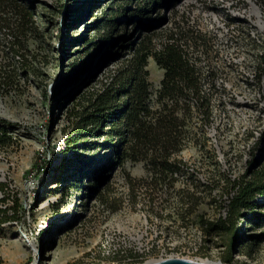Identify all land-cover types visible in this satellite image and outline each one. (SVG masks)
Wrapping results in <instances>:
<instances>
[{"label": "rangeland", "instance_id": "rangeland-1", "mask_svg": "<svg viewBox=\"0 0 264 264\" xmlns=\"http://www.w3.org/2000/svg\"><path fill=\"white\" fill-rule=\"evenodd\" d=\"M24 2L33 10L35 25L26 41L25 69L17 56H6L0 43V118L7 121L0 125L8 137L0 144V183L5 184L9 215L18 201L16 218L0 224V264H143L162 253L206 264H264V239L251 237L259 227L238 223L250 240L231 249V262L225 261L228 253L220 239L200 227L201 221L224 217L229 182L264 162V0H168L150 13L157 34L185 20L214 34L211 64L221 91L204 148L183 149L186 166L174 175L178 181L152 191L159 196L151 205L142 192L131 203L126 182V173L146 175L142 162L126 160L104 171L109 190L107 202L100 203L101 187L88 166L109 167L107 152L85 151L75 159L64 140L82 96L98 89L126 57L110 39L92 54L91 46L103 33L98 22L112 0ZM127 19L118 16L123 24L113 37L129 39L123 45L149 33L138 32L131 21L125 24ZM146 69L155 106L164 71L152 58ZM186 192L196 198L190 214L191 203L181 200ZM118 198L120 207L112 211ZM254 201L264 203V195Z\"/></svg>", "mask_w": 264, "mask_h": 264}, {"label": "trees", "instance_id": "trees-1", "mask_svg": "<svg viewBox=\"0 0 264 264\" xmlns=\"http://www.w3.org/2000/svg\"><path fill=\"white\" fill-rule=\"evenodd\" d=\"M162 2L168 0H112L98 22L97 29L103 33L101 41L91 46L92 54L102 45L108 46L107 42L111 40L112 44L116 43L115 50L121 51L120 56L126 57L100 81L98 89L82 96L78 104L80 109L75 108L72 112V130L64 140L66 149L73 150L75 159L85 151L102 149L107 152L109 167L96 168V165H91V159H82L91 165L88 167L96 175L94 183L101 187L97 190L100 203L107 202L105 193L109 190L108 183L103 181L104 171H111L117 164L129 160L142 162L146 171V175L139 178L125 174L130 201L134 203L137 193L142 192L147 194L150 204L154 197L159 196L152 195V191L172 187L178 181L174 175L183 172L186 166L181 158L183 149L191 146L204 148L208 131L214 124V99L220 98L218 95L221 93L214 82L218 70L211 64L210 45L214 34L210 36L187 20L174 23L163 34L155 33L150 13L154 8L160 9ZM120 15L128 17L125 24L131 21L135 30L142 32L147 29L149 33L141 34L134 44L123 45L129 40L127 38L119 40L117 36L113 39L123 24V20H117ZM33 17V10L24 0H0V43L7 49L6 56H17L24 69L27 63L24 58L26 41L29 32L35 29ZM149 58L164 71L155 106L150 102L151 88L146 69ZM221 89L225 90L224 86ZM219 102L222 103L221 100ZM0 122L7 123L1 118ZM6 134V128L0 125L2 145L8 140ZM99 138L104 142H97ZM229 185L225 192L229 197L224 217L217 221H201L200 224L210 238L220 239L228 253L226 262L232 261L231 249L235 245L240 243L244 246L250 240L246 235L242 236L241 226L238 227L240 221L244 228L253 224L261 229L257 236H251L255 241L264 239V212H255L263 210L264 203L254 201L257 195H264V162L248 175L233 179ZM4 186L1 182L3 195L0 204L4 206L0 208V224L16 218L18 210L16 199L12 207L15 212L8 214L10 208L5 206L7 195ZM181 192L184 193L183 190ZM184 197L181 196L182 202L187 199L191 203L186 210L190 214L196 198L190 192H186ZM116 202L117 205L110 207L112 211L118 210L121 199Z\"/></svg>", "mask_w": 264, "mask_h": 264}, {"label": "water", "instance_id": "water-1", "mask_svg": "<svg viewBox=\"0 0 264 264\" xmlns=\"http://www.w3.org/2000/svg\"><path fill=\"white\" fill-rule=\"evenodd\" d=\"M143 264H206V263H199L190 259H183L179 257H169L166 259L158 260L153 263H143Z\"/></svg>", "mask_w": 264, "mask_h": 264}, {"label": "built area", "instance_id": "built-area-1", "mask_svg": "<svg viewBox=\"0 0 264 264\" xmlns=\"http://www.w3.org/2000/svg\"><path fill=\"white\" fill-rule=\"evenodd\" d=\"M112 253H114V254H117V252L116 251H114V252H112ZM169 257H174V256H171V255H165V254H160L159 256H158V260H162V259H166V258H169Z\"/></svg>", "mask_w": 264, "mask_h": 264}, {"label": "bare ground", "instance_id": "bare-ground-1", "mask_svg": "<svg viewBox=\"0 0 264 264\" xmlns=\"http://www.w3.org/2000/svg\"><path fill=\"white\" fill-rule=\"evenodd\" d=\"M33 247V246H32ZM158 261V260H157ZM153 262H155V261H153ZM204 263V262H203Z\"/></svg>", "mask_w": 264, "mask_h": 264}]
</instances>
